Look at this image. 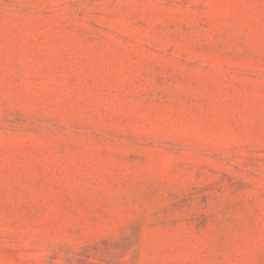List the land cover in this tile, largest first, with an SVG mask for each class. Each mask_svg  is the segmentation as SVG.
<instances>
[{"label": "rangeland", "instance_id": "rangeland-1", "mask_svg": "<svg viewBox=\"0 0 264 264\" xmlns=\"http://www.w3.org/2000/svg\"><path fill=\"white\" fill-rule=\"evenodd\" d=\"M0 264H264V0H0Z\"/></svg>", "mask_w": 264, "mask_h": 264}]
</instances>
